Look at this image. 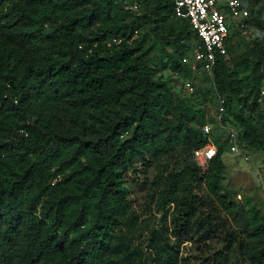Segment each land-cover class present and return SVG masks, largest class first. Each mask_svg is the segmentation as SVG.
Segmentation results:
<instances>
[{
  "label": "trees",
  "instance_id": "1",
  "mask_svg": "<svg viewBox=\"0 0 264 264\" xmlns=\"http://www.w3.org/2000/svg\"><path fill=\"white\" fill-rule=\"evenodd\" d=\"M173 1L154 0L139 13L117 0H0V264H264V217L237 206L222 185V154H230L223 132L153 79L150 47L132 40L144 20L172 36L165 42L173 52L189 38L200 51ZM237 1L248 12L245 34L229 27L226 59H216L211 76L230 128V91L246 92L250 110L264 99V0ZM251 32L248 77L237 80L246 60L230 70L232 39ZM257 121L264 129V108ZM204 124L216 154L198 164L192 151L206 141ZM260 146L264 155V132ZM177 159L181 168L165 174L154 203L168 235L154 230L143 252L120 230L129 187L137 174ZM242 211L239 231L226 213ZM184 242L195 256L179 249Z\"/></svg>",
  "mask_w": 264,
  "mask_h": 264
},
{
  "label": "rangeland",
  "instance_id": "2",
  "mask_svg": "<svg viewBox=\"0 0 264 264\" xmlns=\"http://www.w3.org/2000/svg\"><path fill=\"white\" fill-rule=\"evenodd\" d=\"M117 1L125 11H131L129 6L134 3L139 13H142L148 9L154 0ZM141 23L143 24L145 21L142 20ZM141 25L132 35V40L142 39L143 46L150 47L148 64L153 73V79L166 84L174 96L182 101L203 110L205 119L213 117L217 101L222 99V97L225 99V97L216 94L211 77L205 72L196 67L193 70L190 68L192 54L198 49L195 40L189 38L186 42H180L177 49L178 52H173L172 46L165 42V40L170 41L172 36L166 31L157 33L149 26ZM247 38L242 39L237 35L233 37L231 43V53L227 61L230 70L234 69L231 61L237 62L240 58L246 60L244 65L239 66L235 70L237 72V80L247 79L250 67L248 65L251 64L248 50L257 40V36L253 32ZM170 55H176L175 57L179 60V65L175 69L172 68L174 64ZM187 82L192 87V92H188L184 88V83ZM259 88L264 93V80L260 82ZM263 93L261 94L260 92V95L262 96ZM245 95L246 92L241 89L239 91L235 90V92L230 91L228 95L230 104L228 113L233 119L228 121L227 125L232 126L231 128L237 133L242 134L243 143L241 142L242 146L239 147L241 156L236 157L233 156L234 154L230 155L226 154V152L222 154L225 166L229 167L226 179L222 185L231 193L232 201L237 206L250 205L264 217V155L260 146L264 129L261 128L260 124H257L260 110L264 108V99L257 101L256 108L250 110L251 101L245 100ZM181 164L182 159L171 160L161 169L150 168L145 175L142 173L137 174L139 176V178L136 177V179L138 178L137 180L132 178L133 176L130 173L126 174L127 183L130 184L133 179L135 182L129 187L131 191L129 195L130 208L123 217L124 225L120 227V230L130 235L132 243L143 252L147 253L146 245L154 230H162L165 227L167 229L165 233L168 235V220L164 221L157 214L154 203L165 174L169 171L178 172ZM144 177L146 178V183L139 187ZM226 215L230 224L239 231H242L247 224L245 211L241 213L228 212ZM179 249H191L187 253L184 251L187 256H195L197 254L193 251L195 246L189 247V243L184 242ZM194 264H200V262L195 261Z\"/></svg>",
  "mask_w": 264,
  "mask_h": 264
},
{
  "label": "built area",
  "instance_id": "3",
  "mask_svg": "<svg viewBox=\"0 0 264 264\" xmlns=\"http://www.w3.org/2000/svg\"><path fill=\"white\" fill-rule=\"evenodd\" d=\"M129 9L136 11V4H131ZM173 13L175 17L188 21L201 44V50H196L192 54L190 68L194 69L197 64H200L201 70L209 77L212 76L216 59H226L229 27L233 24L241 31V34H245L244 21L248 17L247 10L242 8L237 0H174ZM184 88L192 92V87L188 82L184 83ZM216 109L213 121L223 132V140L227 143L228 152L241 156L235 131L221 122L225 109L222 99L217 101ZM201 131L206 141L201 147L192 151V157L198 164L205 163L216 154V148L209 138L210 126L204 124Z\"/></svg>",
  "mask_w": 264,
  "mask_h": 264
}]
</instances>
